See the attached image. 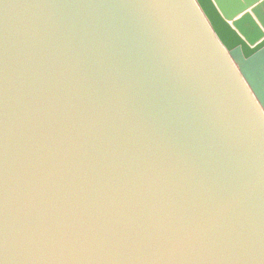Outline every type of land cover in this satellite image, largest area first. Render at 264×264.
I'll return each instance as SVG.
<instances>
[{"label": "water", "instance_id": "water-1", "mask_svg": "<svg viewBox=\"0 0 264 264\" xmlns=\"http://www.w3.org/2000/svg\"><path fill=\"white\" fill-rule=\"evenodd\" d=\"M0 264H264V0H0Z\"/></svg>", "mask_w": 264, "mask_h": 264}]
</instances>
